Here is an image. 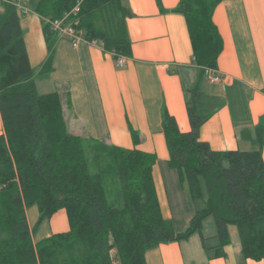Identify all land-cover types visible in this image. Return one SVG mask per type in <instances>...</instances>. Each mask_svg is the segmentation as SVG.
Returning <instances> with one entry per match:
<instances>
[{"label": "trees", "instance_id": "16d2710c", "mask_svg": "<svg viewBox=\"0 0 264 264\" xmlns=\"http://www.w3.org/2000/svg\"><path fill=\"white\" fill-rule=\"evenodd\" d=\"M160 2V0H158ZM221 0H180L173 11L185 15L196 63L205 73L217 68L223 39L213 21ZM79 3L74 18L89 41L105 50L130 56L132 42L127 18L132 12L123 0H40L43 18H61ZM0 13V264H147L146 251L163 242L188 239L203 221L214 216L218 243L207 245L214 255L225 254L230 225H237L245 256L264 260V127L255 142L259 148L214 150L201 139L208 116L197 108L198 86L190 90L189 131L179 128L165 111L163 132L169 157L194 199L207 190L206 204L189 225L177 230L163 216L153 167L158 155L72 134L61 94L39 93L14 0ZM50 69L56 32L45 22ZM135 143L139 133L131 129ZM93 142V143H92ZM36 205L39 218L31 228L26 209ZM65 209L69 229L37 242V227Z\"/></svg>", "mask_w": 264, "mask_h": 264}, {"label": "crops", "instance_id": "0c3cea01", "mask_svg": "<svg viewBox=\"0 0 264 264\" xmlns=\"http://www.w3.org/2000/svg\"><path fill=\"white\" fill-rule=\"evenodd\" d=\"M5 1L0 0V13ZM39 1L14 0L38 92L61 94L72 134L157 153L153 176L163 216L177 230H184L198 207L177 170L167 162L163 114L168 111L182 131H189L187 102L190 90L198 86L197 108L208 116L200 129L201 139L214 150L259 148L255 139L257 129L264 127V0H221L217 4L213 21L223 49L216 69L223 78L215 83L195 61L185 15L173 11L180 0H123L132 12L127 18L132 52L123 65L100 41L83 38L74 46L57 34L48 70L44 67L50 52L44 18L36 11ZM131 129L139 133L137 143ZM26 212L34 228L39 209L32 205ZM57 215L37 227L34 242L69 229L67 213L63 220ZM206 219L188 239L149 248L147 264H264L262 259L244 255L237 225L229 226L231 239L224 255L207 250L218 238L216 227L205 233Z\"/></svg>", "mask_w": 264, "mask_h": 264}, {"label": "built area", "instance_id": "2783aa9c", "mask_svg": "<svg viewBox=\"0 0 264 264\" xmlns=\"http://www.w3.org/2000/svg\"><path fill=\"white\" fill-rule=\"evenodd\" d=\"M78 7L79 3H77L73 9L68 11L61 18H44L45 22L50 25L51 30L59 35L67 37L74 46L78 45V43L84 38L81 31L77 29L78 19L73 17V15H75L77 12ZM19 8L25 10V8L22 6ZM116 59L119 65H123L126 61V56L117 55ZM205 75L211 83H215L223 78V76L218 73L216 68L211 67H207L205 69Z\"/></svg>", "mask_w": 264, "mask_h": 264}, {"label": "rangeland", "instance_id": "374dc122", "mask_svg": "<svg viewBox=\"0 0 264 264\" xmlns=\"http://www.w3.org/2000/svg\"><path fill=\"white\" fill-rule=\"evenodd\" d=\"M31 2V1H30ZM0 116H1V112H0ZM1 120H2V118H1ZM3 122V121H2ZM3 127H4V125H3ZM93 143V142H92ZM206 197H207V190H206V187H205V185H203V195L201 196V197H199V198H197L196 200H195V204H196V207H198V208H202V207H204L205 206V204H206ZM66 210L63 208V209H60L59 211H58V215L56 216L57 217V219H64V218H62L63 217V215L65 214V216H66ZM53 217V216H52ZM51 217V218H52ZM50 219V218H49ZM180 226V225H179ZM216 226H215V219H214V216L213 215H210V216H208L207 217V219H206V221H205V229H204V231H205V233L206 234H210L209 233V228H215ZM112 254H113V256H114V264H121L120 263V260H119V258H118V256H117V252H116V250L115 249H113L112 250Z\"/></svg>", "mask_w": 264, "mask_h": 264}]
</instances>
